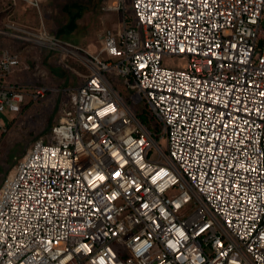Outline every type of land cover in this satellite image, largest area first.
<instances>
[{
  "label": "built area",
  "instance_id": "2783aa9c",
  "mask_svg": "<svg viewBox=\"0 0 264 264\" xmlns=\"http://www.w3.org/2000/svg\"><path fill=\"white\" fill-rule=\"evenodd\" d=\"M3 1L11 13L45 0ZM129 8L133 22L85 51L57 121L1 185L0 264H264V0ZM0 34L74 53L42 28ZM28 68L0 50V114L22 110L26 93L7 78Z\"/></svg>",
  "mask_w": 264,
  "mask_h": 264
},
{
  "label": "rangeland",
  "instance_id": "374dc122",
  "mask_svg": "<svg viewBox=\"0 0 264 264\" xmlns=\"http://www.w3.org/2000/svg\"><path fill=\"white\" fill-rule=\"evenodd\" d=\"M112 0H45L40 10L18 5L7 13L5 1H0V29L9 22L23 25L32 29L42 28L48 35L73 46L74 53H59L47 47H37L22 41H15L0 34V50L8 48L16 52L29 68L8 76V82H16L26 93L25 103L18 114L7 111L0 114V120L7 127L6 132L0 133V187L11 174L17 161L25 154L35 139L45 138V131L58 118V108L66 100V90L75 87L81 77L87 73L82 64L84 53L94 54L99 50L104 33L117 31L124 22L133 20L129 8V0L125 1L124 13L105 12L103 5ZM74 3L81 4V16L76 19L71 32L64 29L69 21L66 7ZM70 11L75 12L74 9ZM86 51V52H85ZM74 54V55H73ZM163 66L178 68L182 63L177 58L163 60ZM116 89L128 99L123 87L113 81ZM35 88H45L41 100L33 101L30 93ZM143 105L133 106L135 113L143 111ZM161 147L165 150L164 143Z\"/></svg>",
  "mask_w": 264,
  "mask_h": 264
},
{
  "label": "trees",
  "instance_id": "16d2710c",
  "mask_svg": "<svg viewBox=\"0 0 264 264\" xmlns=\"http://www.w3.org/2000/svg\"><path fill=\"white\" fill-rule=\"evenodd\" d=\"M66 12L69 14V21L67 23V25L65 26L64 29L60 30V34L63 33L64 31H68V32H71L74 27H75V21L76 19H78L80 16H81V12L83 10V6L81 4H78V3H74L72 4L71 6H67L66 8ZM70 9H74L75 12H72L70 11ZM132 21H128L127 23H132ZM139 118L140 120L144 123V124H148L149 125V122L147 121L146 119V116L145 115H139ZM54 124V123H53ZM51 124L48 129L45 131V135L49 133L50 129H51V126L53 125ZM36 140V139H35ZM34 140V141H35ZM33 141V142H34ZM32 142V143H33Z\"/></svg>",
  "mask_w": 264,
  "mask_h": 264
},
{
  "label": "snow or ice",
  "instance_id": "6c2138e0",
  "mask_svg": "<svg viewBox=\"0 0 264 264\" xmlns=\"http://www.w3.org/2000/svg\"><path fill=\"white\" fill-rule=\"evenodd\" d=\"M261 95L264 96V93H261ZM109 110H110V109H104V110H102V111L100 112V115H101V116H104V115H105V112H106V111H109ZM89 119H91V117H89ZM93 127H95V125H94ZM113 175H114V177H115V176L120 175V173H119V172H116V173H114ZM97 179H99V180H104L105 177H104V176H99V177H97ZM145 206H146V205H145ZM85 247H87V246H85Z\"/></svg>",
  "mask_w": 264,
  "mask_h": 264
}]
</instances>
